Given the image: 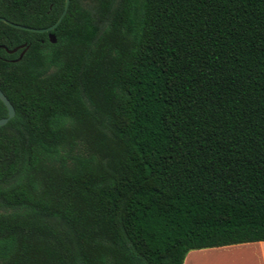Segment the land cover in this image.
<instances>
[{"label": "trees", "instance_id": "1", "mask_svg": "<svg viewBox=\"0 0 264 264\" xmlns=\"http://www.w3.org/2000/svg\"><path fill=\"white\" fill-rule=\"evenodd\" d=\"M64 7L0 16L42 28ZM52 32L0 21V264L264 240V0H70Z\"/></svg>", "mask_w": 264, "mask_h": 264}, {"label": "crops", "instance_id": "2", "mask_svg": "<svg viewBox=\"0 0 264 264\" xmlns=\"http://www.w3.org/2000/svg\"><path fill=\"white\" fill-rule=\"evenodd\" d=\"M183 264H264V240L191 250Z\"/></svg>", "mask_w": 264, "mask_h": 264}, {"label": "water", "instance_id": "3", "mask_svg": "<svg viewBox=\"0 0 264 264\" xmlns=\"http://www.w3.org/2000/svg\"><path fill=\"white\" fill-rule=\"evenodd\" d=\"M69 5H70V0H65V7L61 13V15L59 16V18L50 26L48 27H42V28H37V27H31V26H27V25H23L20 23H16L13 22L3 16H0V21H4L7 24L16 27V28H20V29H24V30H28V31H33V32H49V39L51 40V42L55 43L57 42V37L56 35L52 32V30H54L59 24L60 22L63 20L64 16L66 15L68 9H69ZM0 99L5 103L7 109H8V116L6 117H1L0 118V126L5 125L6 123H8V121L14 117L15 115V107L12 104V102L10 101V99L7 97V95L2 91V89L0 88Z\"/></svg>", "mask_w": 264, "mask_h": 264}, {"label": "rangeland", "instance_id": "4", "mask_svg": "<svg viewBox=\"0 0 264 264\" xmlns=\"http://www.w3.org/2000/svg\"><path fill=\"white\" fill-rule=\"evenodd\" d=\"M207 258V257H206Z\"/></svg>", "mask_w": 264, "mask_h": 264}]
</instances>
